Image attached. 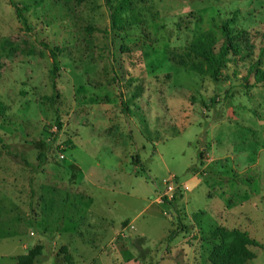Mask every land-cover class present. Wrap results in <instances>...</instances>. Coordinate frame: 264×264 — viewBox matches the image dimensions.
Instances as JSON below:
<instances>
[{
  "label": "rangeland",
  "instance_id": "obj_1",
  "mask_svg": "<svg viewBox=\"0 0 264 264\" xmlns=\"http://www.w3.org/2000/svg\"><path fill=\"white\" fill-rule=\"evenodd\" d=\"M140 8L110 31L104 0H0V264L36 243L34 264H211L218 226L264 264V0ZM223 21L243 32L217 80L176 64Z\"/></svg>",
  "mask_w": 264,
  "mask_h": 264
},
{
  "label": "trees",
  "instance_id": "obj_2",
  "mask_svg": "<svg viewBox=\"0 0 264 264\" xmlns=\"http://www.w3.org/2000/svg\"><path fill=\"white\" fill-rule=\"evenodd\" d=\"M144 0H104L108 11L109 29L124 30L127 26L141 24L145 22V10L140 8V3ZM17 18L26 25V19L20 12L19 7L13 2ZM149 12V11H148ZM26 28H29L26 25ZM222 35V43L215 52L213 37L207 33L199 38L192 40L186 47L182 55H177L175 62L188 70L197 72L202 75H209L211 79L217 80L219 72L225 65V55L228 52L237 50L236 40L241 36L242 30H233L228 26L227 21H223L219 25ZM41 45L48 50L51 58L52 68L50 76L52 79L56 77L55 61L58 52H61V47H49L47 43L41 41ZM253 80L255 83L264 81V70L255 69ZM121 105L125 106L121 100ZM7 111V106L0 100V116H4ZM125 224V223H124ZM212 236L219 238L211 249L208 260L211 264H245L246 261L254 257V253L249 246L257 245V242L248 236V234L237 228H227L218 226L214 228ZM42 245L34 244L26 253L17 257L16 264H34L37 256L42 254ZM60 252L66 261H70L71 257L67 251V246L60 247Z\"/></svg>",
  "mask_w": 264,
  "mask_h": 264
},
{
  "label": "built area",
  "instance_id": "obj_3",
  "mask_svg": "<svg viewBox=\"0 0 264 264\" xmlns=\"http://www.w3.org/2000/svg\"><path fill=\"white\" fill-rule=\"evenodd\" d=\"M164 185V196L167 197V199H172L173 198V192L176 190L178 191V185L175 183L173 177L163 179L162 181Z\"/></svg>",
  "mask_w": 264,
  "mask_h": 264
},
{
  "label": "crops",
  "instance_id": "obj_4",
  "mask_svg": "<svg viewBox=\"0 0 264 264\" xmlns=\"http://www.w3.org/2000/svg\"><path fill=\"white\" fill-rule=\"evenodd\" d=\"M124 223H126V221H125ZM124 223H123V224H124ZM14 264H16V261L14 262Z\"/></svg>",
  "mask_w": 264,
  "mask_h": 264
}]
</instances>
